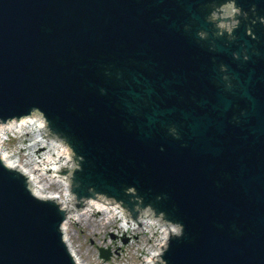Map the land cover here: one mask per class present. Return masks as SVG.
<instances>
[{
  "label": "water",
  "instance_id": "95a60500",
  "mask_svg": "<svg viewBox=\"0 0 264 264\" xmlns=\"http://www.w3.org/2000/svg\"><path fill=\"white\" fill-rule=\"evenodd\" d=\"M200 1L178 3L188 6L195 20L208 30L211 23L196 13ZM237 1L243 8L256 5L264 14V0ZM56 2L61 10L58 14L53 9ZM87 2L75 1L84 89L76 96L78 104L74 102L80 112L69 114L58 94L66 89V83L53 63L55 41L47 33L53 34L51 21L62 30L74 27V21L69 22L73 19L68 16L67 0H0V117L19 116L41 107L49 118L58 117L60 130L75 133L82 141L81 153L92 161L86 177L95 181L93 184L115 195L120 186L131 184L146 190L149 200L156 192L174 198L186 236L173 241L165 255L167 264H264V184L258 187L262 181L255 179L264 176V43L257 47L260 54L252 53L241 68L232 57L224 58L228 73L243 80L240 92L236 88L228 93L223 85L210 84V76L217 73L214 63L197 74L190 73L187 63L190 57L195 58L191 50H196V45L193 36L184 35L179 26H165L148 36L147 29L137 28L134 37L123 32L119 41L112 40L103 31L87 28ZM104 2L108 12L118 9L113 0ZM42 10H47L46 27L40 20ZM98 18L100 21L101 14ZM246 27L243 24L237 33L251 52ZM263 30L259 24L261 39ZM146 36L164 41L165 60L171 61L168 55L176 56L183 71L173 78L179 84V95L185 98L169 107L158 103L147 110L143 106L142 117L133 119L121 95L115 93L112 101L92 91L96 85L89 80L95 72L92 52L103 40L110 41L112 49L123 41L136 47ZM259 73L263 78L256 79ZM192 77L197 88L187 83ZM77 82L82 84L80 76ZM126 92L132 97L138 94L134 87ZM244 96L249 117L235 120L233 104ZM115 100L121 103L119 107ZM55 103L66 110L62 115L52 113ZM175 119L185 122L179 140L166 129L178 124ZM124 120L136 124L130 129ZM55 211L33 197L23 178L0 161V264H75L59 230L61 217Z\"/></svg>",
  "mask_w": 264,
  "mask_h": 264
},
{
  "label": "rangeland",
  "instance_id": "374dc122",
  "mask_svg": "<svg viewBox=\"0 0 264 264\" xmlns=\"http://www.w3.org/2000/svg\"><path fill=\"white\" fill-rule=\"evenodd\" d=\"M18 140L20 138L14 143ZM7 144L5 142V146ZM119 229L120 223L112 217L111 212L91 214L86 219L75 220L69 226L71 241L86 264H143V250L153 238L146 236L147 242L143 237L136 238L137 241L128 240ZM102 246L111 247L108 261L100 255Z\"/></svg>",
  "mask_w": 264,
  "mask_h": 264
},
{
  "label": "bare ground",
  "instance_id": "6f19581e",
  "mask_svg": "<svg viewBox=\"0 0 264 264\" xmlns=\"http://www.w3.org/2000/svg\"><path fill=\"white\" fill-rule=\"evenodd\" d=\"M33 124H36L37 126L40 127L43 124V120L42 119L41 120L40 119H36L35 120L34 118L26 119L21 124V127H27V126H31ZM9 127H16V126L15 125H10ZM9 127H4V129L2 130V134H3V131L8 129ZM27 132H30V130H27ZM38 134L40 136V132H38ZM2 137L3 136L0 137V143L2 142ZM43 142H45L46 144H50V145L52 144V143H50L48 141H43ZM54 147H55L54 150L56 151L58 156L57 157H52L51 156L50 158L55 159L56 163H58V161L60 163H63L64 160H65V150H63L62 148L60 149V147H58L56 145ZM44 149H45L44 148V144L42 145V147L41 146H37L35 148V151H34V155L37 158L35 159V162L33 163L32 166L28 165V169L30 170V174L32 175V180H34L33 181V187H34L36 193L39 194V195H43L44 193H48L47 189L49 187H52V185L58 181V180H53L52 179L53 176L50 173V170L48 169L47 164L44 161L41 162L40 159H38V155H39L38 153L42 152V150H44ZM2 154H3L4 159L7 161V163L9 165H12V166L16 165L15 163L9 161L10 160L9 156H7L5 153H2ZM28 158H30V157H28ZM95 204H96L95 207L104 209V210H106V212H107V210L109 211V209H111V208H109L110 205L106 204V203L98 202V203H95ZM112 209H114V208H112ZM86 210L87 211L85 213H87V214L84 213L85 215L82 214V216L80 214V216H81V217L79 216L80 219H86L89 216L88 213H93L94 212L91 204H90V207L88 209H86Z\"/></svg>",
  "mask_w": 264,
  "mask_h": 264
}]
</instances>
